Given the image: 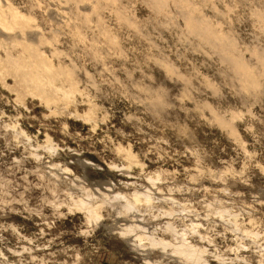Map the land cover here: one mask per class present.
Returning a JSON list of instances; mask_svg holds the SVG:
<instances>
[{
    "label": "rangeland",
    "instance_id": "rangeland-1",
    "mask_svg": "<svg viewBox=\"0 0 264 264\" xmlns=\"http://www.w3.org/2000/svg\"><path fill=\"white\" fill-rule=\"evenodd\" d=\"M9 1L33 16L47 38L56 35L61 60L77 64L80 94L57 112L18 94L13 77L0 73V264H192L146 241L134 246L133 237L119 233L130 220L153 238L201 246L211 264H264V76L259 90L242 92L226 62L196 49V40L186 42L172 1L165 16L145 0H116L137 28L103 9L100 18L118 40L104 50L89 44L95 15L80 41L71 35L70 23L81 18L68 13L74 5ZM192 1L254 66L250 48L264 49V21L253 10H264V0ZM40 48L50 53L49 45ZM6 50L0 45L1 57ZM162 57L187 80L167 74L156 60ZM143 87L160 90L164 105L150 104ZM205 101L232 117L238 137L200 106ZM88 102L98 107L94 125L73 115ZM47 136L55 151L45 147ZM118 145L139 164L128 166ZM155 173L159 180L149 183ZM99 188L148 191L152 201L129 212L122 202H106L101 220L91 224L73 201L101 203Z\"/></svg>",
    "mask_w": 264,
    "mask_h": 264
},
{
    "label": "bare ground",
    "instance_id": "bare-ground-1",
    "mask_svg": "<svg viewBox=\"0 0 264 264\" xmlns=\"http://www.w3.org/2000/svg\"><path fill=\"white\" fill-rule=\"evenodd\" d=\"M53 1L60 2L59 4L67 7L68 9L69 5L75 6L69 9L68 13L75 17L81 16V18H77L75 21L72 20L70 23V27H72L71 35L80 41H83L86 38L84 27L89 26L91 22L90 16L95 15L97 17L96 35L90 39L91 42L89 43L91 48H95L94 46L98 47V43L102 44V50H104L103 46L111 47L118 45L117 37L104 26V23L100 18L102 10L106 7L114 10L116 15L121 17L126 25L137 28V24L133 22L130 17H125L126 13L121 8L114 6L116 0ZM145 1L157 14L163 15L167 14L166 6L172 1L174 6H177V13L182 17L183 22H185L184 33L182 32V34H180L183 35L186 42L189 41L190 44L191 40H196V49L198 48L204 52L208 50L212 54L215 53V55L217 54L216 56H218L219 60H222L221 62H226V67L232 71V73H230L231 76L233 74L232 78L230 76L229 77L231 80L235 79V83L238 82V86L242 89V92L250 89L259 90L261 85L260 78L264 76L263 48H250V54L252 57L254 55V59H256V64L251 66L249 62L244 59L242 52L238 49L237 42L234 37L229 33H223L219 30V26L215 25L216 23L214 24L210 19L203 15L200 12L199 5L195 4L192 0ZM81 3H87V10L81 8ZM253 11H255V16L258 17L255 18L258 19L257 21H259V23L264 21V10L258 9V11ZM253 13L254 12H252V14ZM168 20L165 21L164 24L169 23L170 20H173V18L170 17ZM34 26L33 16L22 12L9 0H0V37H2L0 39V45L4 49H7L4 57L0 56V73L9 74L13 77L15 80L14 91L18 94L24 93L30 95L32 98L38 99L47 108L57 112H63V110L67 109L66 107L69 103L74 102L77 92L80 94V88L78 85L79 78L76 76L77 64L71 60L69 63H65L61 60V56L64 55V52L55 46V42L57 40L56 35L52 38H47L41 30L34 28ZM183 37L181 36V38ZM43 44L49 45V54H45V52L40 48ZM18 46L20 47V51L17 53L8 50ZM207 52L206 54L209 53ZM156 60L157 63L165 69L167 74L177 76L182 80L186 79V76L178 71L173 63L168 62L163 57L157 58ZM54 61L57 62L55 63ZM206 81L208 84H211L209 82L210 80ZM212 86L216 88L214 84ZM143 88L150 91V104L156 107L164 105V99L160 90H151L150 87ZM253 90L251 91L254 92ZM87 104L88 108L86 111L82 113L74 111L73 115L85 122L91 123L92 121L94 122V117H96L95 113L96 110H98V107L94 104V102H88ZM200 106L209 109L213 120L217 122L219 126L227 128L232 137H238L233 121L231 120L232 117L227 119L220 115L219 112L206 101L202 102ZM68 113L70 114V112ZM234 116L235 115H233V117ZM96 119L97 118H95V121ZM94 124L95 122L93 125ZM45 147L49 151H55L54 149L56 146L53 144L49 136L46 137ZM116 149L118 153L123 156L124 160L128 162V166L139 164L136 154L130 148H124L122 145H118ZM69 171L70 170L67 167L62 169V172L65 173ZM155 180H159V173L149 176L147 181H150L149 183H151ZM102 188H99L98 190L96 189L97 193L101 196V203L95 204L89 199H78L73 201L74 206L86 215L88 222L91 224L97 223L101 220L100 209L106 202H122L121 209L129 212L135 210L140 202L149 205L152 201V196L148 191L134 190L132 193H127L123 191H110L109 189L104 190ZM132 221L133 220H130V223L127 222L124 227L121 228L119 233L121 236L133 237L130 238V241H139L137 243L134 242V246L141 245L144 241H146L153 249L159 248L163 252L170 249L172 255L180 257L187 263L211 264L204 258L205 249L201 246L191 244V242H187L185 240L173 242L165 238H153L144 234V230L139 223ZM167 224L168 228H170L171 231H174L172 225L169 222ZM191 226L192 229L198 227L195 224H192Z\"/></svg>",
    "mask_w": 264,
    "mask_h": 264
},
{
    "label": "snow or ice",
    "instance_id": "snow-or-ice-1",
    "mask_svg": "<svg viewBox=\"0 0 264 264\" xmlns=\"http://www.w3.org/2000/svg\"><path fill=\"white\" fill-rule=\"evenodd\" d=\"M94 159V158H93Z\"/></svg>",
    "mask_w": 264,
    "mask_h": 264
}]
</instances>
